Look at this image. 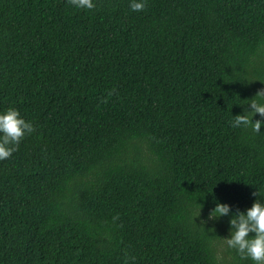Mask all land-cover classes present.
<instances>
[{
	"label": "trees",
	"instance_id": "1",
	"mask_svg": "<svg viewBox=\"0 0 264 264\" xmlns=\"http://www.w3.org/2000/svg\"><path fill=\"white\" fill-rule=\"evenodd\" d=\"M96 4L0 0V111L34 125L0 160V264H252L209 216L264 193V124L229 123L264 90V0Z\"/></svg>",
	"mask_w": 264,
	"mask_h": 264
},
{
	"label": "clouds",
	"instance_id": "2",
	"mask_svg": "<svg viewBox=\"0 0 264 264\" xmlns=\"http://www.w3.org/2000/svg\"><path fill=\"white\" fill-rule=\"evenodd\" d=\"M69 3L76 9L85 10L97 6L96 0H69ZM146 6L147 0H129L132 11H142ZM245 104L248 107L243 114L232 115L229 123L233 128H251L252 132L259 133L264 119L253 120V116L259 114L264 118V90L258 91ZM33 130V123L21 116L19 109L10 106L0 111V160L9 158L17 150L20 141ZM252 195L258 198L244 211L237 209L232 212L228 203L215 201L209 218L230 216L229 235L224 238L227 247L234 249L241 260L264 264V193L256 188Z\"/></svg>",
	"mask_w": 264,
	"mask_h": 264
}]
</instances>
